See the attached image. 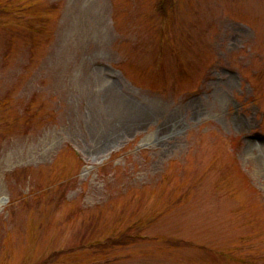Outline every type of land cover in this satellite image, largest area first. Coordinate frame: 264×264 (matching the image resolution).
<instances>
[{
	"label": "rangeland",
	"instance_id": "obj_1",
	"mask_svg": "<svg viewBox=\"0 0 264 264\" xmlns=\"http://www.w3.org/2000/svg\"><path fill=\"white\" fill-rule=\"evenodd\" d=\"M1 200L0 264H264V0H0Z\"/></svg>",
	"mask_w": 264,
	"mask_h": 264
},
{
	"label": "bare ground",
	"instance_id": "obj_2",
	"mask_svg": "<svg viewBox=\"0 0 264 264\" xmlns=\"http://www.w3.org/2000/svg\"><path fill=\"white\" fill-rule=\"evenodd\" d=\"M129 113L126 115L124 118H122L123 124L120 129L117 130L115 128L114 131H105L103 132L100 136L99 139L97 140V144L95 147V152H103V150L111 143L114 142L117 138V134L121 129L123 131H127L128 128L131 125L138 124L139 122L145 120L147 118V113L146 111H139V110H131L129 107L127 108ZM127 127V128H126ZM4 203L1 200L0 201V206H2Z\"/></svg>",
	"mask_w": 264,
	"mask_h": 264
},
{
	"label": "trees",
	"instance_id": "obj_3",
	"mask_svg": "<svg viewBox=\"0 0 264 264\" xmlns=\"http://www.w3.org/2000/svg\"><path fill=\"white\" fill-rule=\"evenodd\" d=\"M126 237H127V235H124V236L121 237V239H122V238L124 239V238H126Z\"/></svg>",
	"mask_w": 264,
	"mask_h": 264
}]
</instances>
